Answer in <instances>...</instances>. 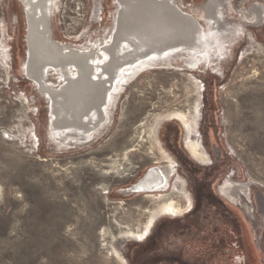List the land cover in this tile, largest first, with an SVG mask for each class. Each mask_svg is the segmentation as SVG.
Listing matches in <instances>:
<instances>
[{
    "label": "rangeland",
    "instance_id": "1",
    "mask_svg": "<svg viewBox=\"0 0 264 264\" xmlns=\"http://www.w3.org/2000/svg\"><path fill=\"white\" fill-rule=\"evenodd\" d=\"M182 1L183 11L205 27L201 15L209 0ZM137 3L160 8L153 0ZM221 10L232 33L227 38L241 30L221 62L222 75L181 68L180 53L174 51L170 58L178 59L174 65L181 69L137 74L98 133L82 130L66 137L61 130L67 140L62 145L48 135V100L23 73V5L0 0V264H184L174 249L183 242L185 214L171 218L158 211L169 201L166 195L183 206L184 200L169 187L155 193L124 191L160 164L150 132L174 114L199 126L193 140L208 154L205 166L192 160L180 128L179 145L187 157L175 155L165 143L171 120L159 126L161 146L178 165L189 204L196 194L213 195L211 203L223 205L242 227L253 264H264V0H226ZM118 11L117 0H59L51 18L53 37L78 48L108 40ZM165 13L178 17L174 10ZM191 28L184 23L187 37L196 33ZM48 81L57 86L54 73ZM227 179L249 183L247 201L221 196ZM153 215L159 218L152 240L134 242L129 236L142 234Z\"/></svg>",
    "mask_w": 264,
    "mask_h": 264
},
{
    "label": "bare ground",
    "instance_id": "2",
    "mask_svg": "<svg viewBox=\"0 0 264 264\" xmlns=\"http://www.w3.org/2000/svg\"><path fill=\"white\" fill-rule=\"evenodd\" d=\"M225 1L207 2L203 8L204 15H201L205 22V27H202L195 17L183 11L182 0L154 1L156 4L159 3L160 8L152 10L150 8L154 4L135 5L133 1L125 3L124 0H117L119 11L115 15L108 40L101 38L78 48L61 43L53 37L51 18L58 10L59 0H19L25 16V60L26 58L30 60V56L33 55L29 65L24 61L22 69L24 75L33 82L37 92L48 100L49 138L53 142L66 145L67 135H76L82 130L93 133L100 129L109 121L111 111L115 109L116 100L125 84L144 70L150 68L197 70L203 67L219 76L222 75L221 62L229 57L234 42L241 35L240 30L231 39L227 38L232 33L229 32L231 29L221 10ZM169 7L194 19L201 31L195 38L190 39L189 36L186 41H178L168 47L171 48V53H166L160 51L161 47L172 40V33L180 36L183 31L180 21L171 20L173 18L169 19L166 15L165 9ZM183 21L185 22L184 19ZM110 38L112 41L108 44ZM188 40L192 44L188 45ZM212 47L215 49L214 55L209 50ZM141 50L149 51L140 55L137 52ZM174 51L180 53L178 62L181 68L174 65L178 59L170 58ZM130 56H134L133 61L124 62ZM51 72L57 77V86L48 81ZM93 92L100 94L101 101L85 108V101ZM169 117L177 118L184 124L187 122L184 115L174 114ZM61 130L67 131L65 139L61 136ZM156 168L159 169L158 179L156 177L151 183L147 182V186L158 182V185H155L157 190L153 193L166 190L174 173V168L169 163L158 164ZM139 187L142 186L128 187L124 191L129 193L134 189L138 190ZM162 196L161 193L158 194V198ZM158 211L161 214H175V208L170 200L161 205ZM155 217L156 215H153L152 218ZM141 236L131 234L129 237L138 239Z\"/></svg>",
    "mask_w": 264,
    "mask_h": 264
},
{
    "label": "flooded vegetation",
    "instance_id": "3",
    "mask_svg": "<svg viewBox=\"0 0 264 264\" xmlns=\"http://www.w3.org/2000/svg\"><path fill=\"white\" fill-rule=\"evenodd\" d=\"M163 119V122L171 120L166 125L167 127L165 126V143L169 144L170 150L177 156L182 155L187 157L179 145L178 130L182 128L184 150L192 160L205 166L208 154L202 145H200L198 139L193 140V132H196L199 126L193 128L191 125L183 123L180 127V124L176 121L179 120L177 118ZM161 124L153 125L150 132L155 143V147L153 148L155 154L158 156L157 163H169L173 166L174 173L170 178L169 192H177V196L184 200L183 206L176 204L172 200V196L166 195L175 208V214L170 215L166 213L161 215L179 218L185 214L182 220L185 225H183L184 227L180 231L183 242L180 247L178 246L174 249V252L179 254L184 264H253L251 248L246 244L245 233L229 210L223 205L211 203V200L214 198L211 194H196L194 205L189 204L191 199L188 191L184 188L185 182L179 175L178 165L163 149L158 138L157 131ZM220 191L223 194L221 195L222 197L226 198L227 196L231 200L241 203V198H244V201H247L245 198H249V183H235L227 179L223 182ZM158 194L156 193V195ZM229 198L226 199L229 200ZM242 204L244 210L250 213L251 206L247 202H243ZM158 218H154L149 222V227L141 234L140 238L132 240L137 243H142L146 240V242H150L152 240V236L149 237L151 228Z\"/></svg>",
    "mask_w": 264,
    "mask_h": 264
},
{
    "label": "water",
    "instance_id": "4",
    "mask_svg": "<svg viewBox=\"0 0 264 264\" xmlns=\"http://www.w3.org/2000/svg\"><path fill=\"white\" fill-rule=\"evenodd\" d=\"M130 1H133L134 3H135V5H138L139 3H137L139 0H124V2L126 3V2H130ZM142 1H149V0H142ZM153 1H161V0H153ZM146 4V3H145ZM170 8V7H169ZM166 8V9H168V10H173L172 8ZM165 9V10H166ZM174 11L176 12V13H178V17L177 18H173V19H171L170 17H169V19H171V20H177V21H180V24H181V26H182V29H183V31H182V34L180 35V36H177V35H175L174 33H172V35H171V38H172V41L174 40H176L175 42H170L171 40H169V41H167L166 43H165V46L163 47H161L162 49L160 50V51H162V52H168V51H171V48H168V47H171V46H173V45H175L178 41H186V39H188V37L186 36V34H184L185 33V29H184V23H189L193 28H191V30L193 29V31L194 32H196L195 34H191V37H190V39H192L193 37L195 38L196 36H197V33L199 32V28H198V26H197V24L192 20V18H190V17H188V16H186L185 14H182V13H179L177 10H175L174 9ZM182 14V15H181ZM122 16V15H121ZM183 19L185 20V22L183 21ZM120 23H121V20H120ZM121 25H123V23L121 24ZM118 26H119V23H118ZM27 31V30H26ZM114 36V35H113ZM113 38V37H112ZM115 38H116V40H118V37H116L115 36ZM114 39V38H113ZM189 39V40H190ZM189 40H188V42H187V44L188 45H190V44H192V42L190 43L189 42ZM115 43V42H114ZM26 45H27V43H26ZM27 48H28V45H27ZM148 51L149 50H141V51H138L137 53H139L140 55H144L145 53H148ZM150 53V52H149ZM31 57L33 58V55L32 56H30V60H28L27 58H26V63H27V65H29V63H30V61H31ZM35 58V57H34ZM133 59H134V56H130V57H128V58H126L125 59V61L124 62H131V61H133ZM41 62L43 63L44 61L43 60H41ZM25 63V64H26ZM95 95V96H94ZM94 96V97H93ZM101 100H100V94L98 95V94H96V93H94L93 92V94H92V96H90L89 97V99L87 100L86 99V101H85V108L87 107V106H90L91 104H93V103H95V102H100ZM102 115H103V112L101 113V117H102ZM177 121V120H176ZM178 123L180 124V122L178 121ZM180 126H181V124H180ZM189 155V154H188ZM157 166H152V167H150V168H148L147 170H146V172L143 174V176L141 177V178H139L137 181H135L133 184H131L130 185V187H132V186H136V185H140V186H142L141 188L139 187V189L138 190H136V189H134L132 192H146V193H151V192H154V191H156L157 190V187H155V185H158V182L156 181V183L154 184H151V185H148L147 186V182H149V183H151V181H153V178H155L156 179V177H157V179H158V175H159V169L158 168H156Z\"/></svg>",
    "mask_w": 264,
    "mask_h": 264
},
{
    "label": "trees",
    "instance_id": "5",
    "mask_svg": "<svg viewBox=\"0 0 264 264\" xmlns=\"http://www.w3.org/2000/svg\"><path fill=\"white\" fill-rule=\"evenodd\" d=\"M186 155V154H185ZM185 157V156H184Z\"/></svg>",
    "mask_w": 264,
    "mask_h": 264
}]
</instances>
